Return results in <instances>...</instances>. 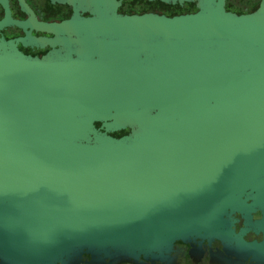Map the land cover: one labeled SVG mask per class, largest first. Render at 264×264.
<instances>
[{"label":"water","instance_id":"1","mask_svg":"<svg viewBox=\"0 0 264 264\" xmlns=\"http://www.w3.org/2000/svg\"><path fill=\"white\" fill-rule=\"evenodd\" d=\"M16 1L29 18L0 0V29L51 37H29L48 48L32 57L0 36V264H166L175 242L213 240L264 262V4L51 0L71 14L45 23Z\"/></svg>","mask_w":264,"mask_h":264},{"label":"flooded vegetation","instance_id":"2","mask_svg":"<svg viewBox=\"0 0 264 264\" xmlns=\"http://www.w3.org/2000/svg\"><path fill=\"white\" fill-rule=\"evenodd\" d=\"M147 1V0H146ZM154 1V0H153ZM26 5L31 10L36 21L40 22H58L67 19L71 14V7L67 4L57 3L51 0H24ZM121 2V1H120ZM149 2V1H148ZM152 2V1H150ZM264 4V0H224V9L234 14H249L256 10L260 4ZM175 5V4H174ZM9 15L12 19L23 21L28 19L29 16L19 6L16 0H7ZM119 7V6H118ZM149 12V11H148ZM155 12V11H150ZM4 12L0 6V19L3 17ZM85 16L86 13H83ZM0 36L6 40H13L16 48L24 55L39 57L48 51L47 47H40L30 42L29 37L33 38H49L50 34L43 31L35 30L31 27L22 29L15 25H5L0 29ZM253 216V213H251ZM234 219V228L237 231L244 222V218L237 214L232 215ZM245 240H252L253 234L251 231L243 234ZM259 239V235L255 237ZM180 244V243H178ZM177 245V244H176ZM185 244L184 246H187ZM175 247V246H174ZM201 252H205V247L201 245Z\"/></svg>","mask_w":264,"mask_h":264},{"label":"rangeland","instance_id":"3","mask_svg":"<svg viewBox=\"0 0 264 264\" xmlns=\"http://www.w3.org/2000/svg\"><path fill=\"white\" fill-rule=\"evenodd\" d=\"M175 242L173 251L170 253L171 258L166 264H264L261 261H253L250 259L239 260L234 255H228L221 249V244L217 240L211 241L209 244L202 243L205 252H198L192 245ZM177 244V245H176ZM195 244V243H194ZM175 246V247H174ZM196 251V252H195ZM70 264H155L143 259L133 260L123 255H117L113 259L94 260L87 254L73 258ZM157 264V263H156Z\"/></svg>","mask_w":264,"mask_h":264},{"label":"trees","instance_id":"4","mask_svg":"<svg viewBox=\"0 0 264 264\" xmlns=\"http://www.w3.org/2000/svg\"><path fill=\"white\" fill-rule=\"evenodd\" d=\"M118 12L130 14H140L143 12L155 11V13H162L164 15H172L177 13H188L194 11V5L191 3H183L182 5H165L157 2L156 0L148 2L146 0H121ZM97 126V123L94 124ZM126 130H120L113 134L112 136H118L125 133Z\"/></svg>","mask_w":264,"mask_h":264},{"label":"crops","instance_id":"5","mask_svg":"<svg viewBox=\"0 0 264 264\" xmlns=\"http://www.w3.org/2000/svg\"><path fill=\"white\" fill-rule=\"evenodd\" d=\"M196 251H197V249H196ZM196 251H195V252H196Z\"/></svg>","mask_w":264,"mask_h":264}]
</instances>
